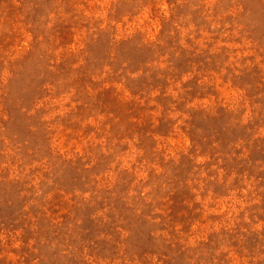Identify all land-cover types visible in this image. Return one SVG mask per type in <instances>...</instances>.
I'll return each instance as SVG.
<instances>
[{
    "label": "rangeland",
    "instance_id": "374dc122",
    "mask_svg": "<svg viewBox=\"0 0 264 264\" xmlns=\"http://www.w3.org/2000/svg\"><path fill=\"white\" fill-rule=\"evenodd\" d=\"M0 264H264V0H0Z\"/></svg>",
    "mask_w": 264,
    "mask_h": 264
}]
</instances>
